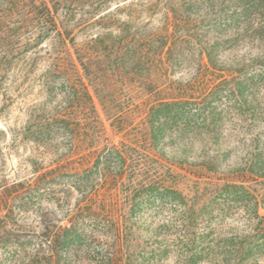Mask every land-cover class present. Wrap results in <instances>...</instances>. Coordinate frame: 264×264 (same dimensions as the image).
Masks as SVG:
<instances>
[{"label": "trees", "instance_id": "trees-1", "mask_svg": "<svg viewBox=\"0 0 264 264\" xmlns=\"http://www.w3.org/2000/svg\"><path fill=\"white\" fill-rule=\"evenodd\" d=\"M232 1L239 5L238 17L250 23L248 32L264 54V0ZM64 2L0 0V45L7 43L14 55L20 54L12 62L19 65L21 60L16 59L22 58L26 76L39 67L35 73L39 70L48 97L58 83L62 93L60 107L42 106L37 117L28 114L34 141L56 139L49 150V165L35 167L33 178L4 186L3 207L9 210L13 200L26 193L30 200L26 210L33 209L36 200L48 191L56 194L55 187L65 183L68 189H89L80 215L61 222L54 208L41 214L34 231L41 229L39 245L47 258L53 264L75 260L78 239L86 229L85 214L96 221L105 217L114 230L116 264H150L149 251L162 261L181 243L196 249L193 257L198 255L193 231L209 221L222 196L249 197L264 224V214L259 212L264 205V174L258 165L247 169V177L256 176L254 183H237L216 177L229 173L218 153L200 160L184 139L172 143L181 148L179 154L167 153L171 123L181 131L180 122L191 126L198 116L192 105L200 90L194 82L175 78L170 72L175 60L166 55L173 29L178 31L187 23L184 9L169 4L163 25L149 27L138 26L131 16L119 18L120 10H109L86 26L96 30L80 39L79 24L66 19L69 12H60ZM208 59L213 61L210 55ZM1 65L2 60L0 70ZM21 74L14 70L11 76ZM237 89L245 95L248 78H241ZM96 100L119 141L110 136ZM206 182L216 186L207 196L200 194ZM106 188L112 203L108 208L102 192ZM176 227L185 228V234L169 232ZM248 246L242 260L253 250L252 244Z\"/></svg>", "mask_w": 264, "mask_h": 264}, {"label": "rangeland", "instance_id": "rangeland-1", "mask_svg": "<svg viewBox=\"0 0 264 264\" xmlns=\"http://www.w3.org/2000/svg\"><path fill=\"white\" fill-rule=\"evenodd\" d=\"M169 4L181 6L188 15L180 30L173 29L168 43L170 50L166 49L167 57L175 60L170 72L180 81L194 82L200 94L192 105L198 110L197 120L191 126L180 122L181 131L171 123L167 153L179 154L181 148L174 145L184 139L193 145V154L200 160L219 154L222 168L229 173H219L216 177L254 183L256 176L247 177L251 164L258 165L264 174V54L248 32L251 25L246 17H238L241 11L237 3L232 0H65L60 12L63 15L69 12L66 19L79 24V38L84 39L96 30L86 26L109 10H120L121 19L131 16L138 26H162ZM10 49L7 43L0 45V195L4 186L33 178L35 167L49 165V150L56 139L51 143L46 137L34 141L33 129L28 128V114L37 117L42 106L60 107L62 100L60 83L48 97L39 70L35 73L39 67L34 66V73L26 76L28 68L22 64V58L16 59L21 60L19 65L12 62L20 54L14 55ZM14 70L23 74L12 77ZM241 78L249 80L245 95L237 89ZM213 83L216 86L211 88L209 84ZM96 103L110 136L119 141L121 137L113 134L110 121L98 100ZM255 186L261 185L255 183ZM215 188L213 183H202L200 194L207 196ZM88 190L68 189L66 183L56 186V194L44 192L30 210H26L30 203L26 193L13 200L9 210L0 200V264H53L40 248L41 229L38 227L35 233L34 226L48 208L56 210L61 222L80 215ZM102 192L106 194L108 208L112 204L109 189ZM240 196L220 197L209 221L193 231L198 240V255L193 257L196 249L181 243L162 261L149 251L150 264H264V224L254 212L255 202ZM262 206L260 214H264L263 203ZM85 215L86 229L77 243L79 253L70 264H116L118 242L114 230L106 225L105 217L96 221ZM180 230L176 227L169 232L185 234V228ZM249 244L253 250L242 260Z\"/></svg>", "mask_w": 264, "mask_h": 264}]
</instances>
